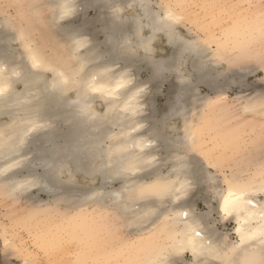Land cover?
<instances>
[{"label": "bare ground", "instance_id": "6f19581e", "mask_svg": "<svg viewBox=\"0 0 264 264\" xmlns=\"http://www.w3.org/2000/svg\"><path fill=\"white\" fill-rule=\"evenodd\" d=\"M49 2L52 22H62L58 32L67 37L70 46L67 60L45 59L33 49L27 58L17 60L16 49L10 44L14 35L5 34L0 28V87L5 89L0 95V117L5 115L9 119L0 123V191L27 194L36 187L62 201L72 198L68 201L71 203L78 195L75 199L85 197L101 209L109 206L105 199L108 196L111 204L116 205L115 213L130 224L152 219L159 208L147 203L136 215L125 210L136 200L148 197L139 195L142 188L153 184L174 188L184 185L179 199L166 197L171 215H167L162 232L167 235L168 244L153 258L136 264H177L185 252L191 257V264H264L262 180L238 182L231 178L224 181L225 187L214 189L215 211L223 219L235 221L236 241L232 245L209 225L213 212L209 203V212L197 214L190 200L192 192L216 184L215 174L205 168L209 165L217 169V164L211 161L204 166L190 152L191 149L194 153L199 145L202 114L198 112L191 118L192 112L199 110L187 97L193 95L196 85L189 75L182 76L181 71L178 74V67L186 61L197 81L212 89L218 88L217 80L222 76L227 77L224 86H229L234 76L240 78L241 70L231 64L227 71L214 72L212 66L227 62V55L218 52L219 60L207 63L206 47L176 30L182 17L169 5L154 10L150 0H129L125 4L119 0H88L82 6L77 0ZM89 9L96 12L94 21L85 18ZM126 9L133 13L126 14ZM78 19L86 20L76 27ZM160 36L168 51L154 46ZM136 62L152 72L151 88L146 83L133 82ZM14 63L18 66L14 67ZM34 63L38 66L33 67ZM90 65L92 70L83 72ZM106 68L117 74L106 73ZM46 70L51 73L50 78L44 75ZM120 73L127 74L123 80ZM172 73H177L175 94L168 96L164 116L156 118L152 96L160 92L159 83ZM16 84L22 89L17 90ZM97 100L105 104L102 113L95 105ZM263 100L258 98L245 105L243 113L260 112ZM172 117L182 120L185 129L181 135H175L181 130L176 126L169 127L170 132L167 130ZM162 159L169 165L166 174L159 170L157 161ZM17 160L21 161L19 166H15ZM98 160L101 163L95 165ZM193 161L199 169L195 182L191 175ZM36 169L41 171L37 174ZM22 174L26 177L20 179ZM74 174L90 179L89 185L67 183ZM37 176L44 179L36 183ZM113 182L120 185L112 188Z\"/></svg>", "mask_w": 264, "mask_h": 264}, {"label": "rangeland", "instance_id": "374dc122", "mask_svg": "<svg viewBox=\"0 0 264 264\" xmlns=\"http://www.w3.org/2000/svg\"><path fill=\"white\" fill-rule=\"evenodd\" d=\"M86 1L88 0H77L81 6ZM119 1L125 4L129 0ZM150 2L154 10L169 5L181 15L182 19L176 24V30L184 37L194 40L197 45L206 47L207 63L217 62L220 54L227 55V62L220 61L217 66H212L214 72L227 71L231 64L241 70L240 78L234 76V81L229 86L223 84L227 77L218 78L216 89L199 83L186 61L176 71L178 74L181 71L182 76L189 75V80L196 85L193 95L187 97V101L193 102L194 107L199 110L192 112L191 118L198 112L202 114L197 138L199 145L196 150V146L192 145L195 151L193 153L190 149V152L204 166L205 162L214 161L217 169L209 165L205 169L215 174L216 181H220L215 185L204 186L203 191L198 189L192 192L191 207L197 214H205L209 212V203L213 208L209 225L226 237L228 245H232L236 241L233 233L235 221L232 218L223 219L215 211L217 201L214 189H219L220 185V188L225 187L224 181L232 179L243 182L255 178V182L262 180L264 183V115L259 114L264 112V104L263 108L260 107V112L252 115L243 113L242 109L258 98L264 99V0ZM51 12L49 0H0V28L5 31L3 33L14 35L10 44L16 49L15 59L17 55V60L27 58L26 55L33 49L45 59L67 60L70 46L67 37L58 32V26L62 22L53 23ZM130 13L133 11L126 9V14ZM85 18L94 21L95 10H87ZM86 19H78L74 26H81ZM98 38L102 37L99 35ZM154 46L157 50L163 48L168 51L162 36ZM228 61L231 63L228 64ZM137 65L138 68L132 75L133 82L146 83L147 88H151L152 72L143 63ZM16 66L18 65L14 63V67ZM82 70L89 72L92 70L91 65ZM43 73L47 78L51 77L48 70ZM177 73H172L161 81L160 92L152 96L156 118L164 116L168 96L175 94ZM16 86L17 90L22 89L19 84ZM68 95L73 97L70 92ZM147 101L149 102L148 99ZM95 105L101 113L105 111L103 101L97 100ZM8 121L7 116L0 117V123ZM171 126L181 129L175 135H181L182 129H185L182 120L176 117H172L167 123L169 132ZM157 162L161 173L166 174L169 165L165 164L164 159ZM100 163L98 160L95 165ZM40 171L36 169L37 174ZM25 177L24 174L20 175V179ZM67 180V183L80 187H85L90 182V179L81 174H74ZM119 185L113 182L111 187L117 188ZM4 191H0V264L144 263L169 242L167 235L162 232L164 224L168 222L167 215H171L170 202L164 196H148L136 200L133 207L125 209L133 211V215L140 213L142 206L147 203H154L159 208L152 219L129 224L115 213L113 209L116 205L111 204L108 196L105 199L109 206L101 209L85 197L75 199L78 195L71 203L68 201L72 198L62 201L53 193L40 192L36 187L29 189L27 194H9L7 190ZM75 200H78L77 205ZM191 261V257L185 252L179 256L177 264H191Z\"/></svg>", "mask_w": 264, "mask_h": 264}, {"label": "snow or ice", "instance_id": "6c2138e0", "mask_svg": "<svg viewBox=\"0 0 264 264\" xmlns=\"http://www.w3.org/2000/svg\"><path fill=\"white\" fill-rule=\"evenodd\" d=\"M38 65H36L35 63L33 64V67H37ZM105 72L106 73H109V74H112V75H116V71L114 69H111V68H106L105 69ZM121 75V78L122 80L124 79V77L127 75L126 73H120ZM5 89L0 87V95H3ZM22 144V141L20 142ZM19 144L16 146V148L18 149L19 148ZM21 163V161L17 160L15 161V166H19ZM11 166V165H10ZM51 166V165H49ZM180 167H183V164H181ZM191 168H192V171H191V175H192V178H193V182L196 181V179H198L199 177V169H198V165L195 161L192 162V165H191ZM2 174V173H0ZM122 173L120 172H117V175H121ZM44 177H41V176H37L35 177V182L36 183H39L41 180H43ZM184 185H181V188H174L170 185H147L145 186V188H142L139 195L141 197H144V196H164V197H168V198H175V199H179L180 198V194L182 192V189H183ZM232 193L230 192L229 193V196H231ZM228 204H229V200L226 198L225 199V208H224V211L225 213L227 214V211H228ZM185 216L188 215L187 212L184 213ZM199 234V233H197Z\"/></svg>", "mask_w": 264, "mask_h": 264}]
</instances>
